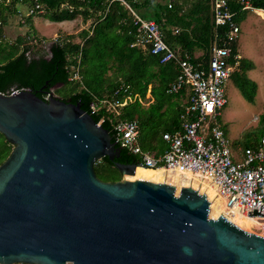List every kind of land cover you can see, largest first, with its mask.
<instances>
[{
  "label": "water",
  "instance_id": "water-1",
  "mask_svg": "<svg viewBox=\"0 0 264 264\" xmlns=\"http://www.w3.org/2000/svg\"><path fill=\"white\" fill-rule=\"evenodd\" d=\"M56 88L47 100L0 94V135L13 146L0 164V264H264L263 235L219 215L194 184L114 160L113 137ZM103 157L120 179L97 178Z\"/></svg>",
  "mask_w": 264,
  "mask_h": 264
},
{
  "label": "trees",
  "instance_id": "trees-1",
  "mask_svg": "<svg viewBox=\"0 0 264 264\" xmlns=\"http://www.w3.org/2000/svg\"><path fill=\"white\" fill-rule=\"evenodd\" d=\"M250 1L255 8L264 9V0ZM20 2L25 1H0V39L8 18L20 13L17 9ZM40 2L44 12L41 14L37 11L34 15L24 16L19 23L26 25V33L19 35L12 44H0V59L3 60L0 62V94L30 89L40 99L47 100L54 87H68L67 97L63 100L79 102L81 109L96 124L101 121L100 126L111 137L114 123L129 120L137 123L143 149L157 152L165 150L167 145L162 134L174 133L180 129L181 116L187 105L180 103V98L186 97L185 92L178 95L167 93V88L180 72L178 62H161L162 57L152 55L150 47L143 49L134 45L136 28L131 23L128 10L118 1ZM66 2L72 4L74 9H69ZM128 2L143 19L159 26L164 42L176 53L179 61L191 64L196 70L206 68L215 40L221 45L225 43L228 28L214 26L212 0H172L171 8L168 7L167 0ZM229 4L231 11L236 13L233 21L239 25L246 19L247 12L241 11L242 6L238 0H229ZM78 15L82 17L83 23L91 22L87 30L83 29L76 35L65 36L64 41L52 43L46 54L33 53V47L39 46L43 38L34 31L32 17L45 18L51 23H63ZM75 37L78 39L76 42L65 40ZM232 50L233 56H239L238 42L232 45ZM229 63L234 65V59ZM76 66L80 79L70 80L73 67ZM251 67L250 63L240 58L236 66L238 72L231 74L237 88L249 101L253 100L252 94L256 91L255 85L249 86V91L245 87L248 84L245 74ZM240 77L244 78L241 83L238 81ZM149 91L152 100L147 107L138 100L129 101L124 106H117L118 115H115L107 106H101L103 101L122 103L127 97L136 96L146 101ZM92 105L98 106L95 113L90 111ZM250 135V139L237 149L239 154L259 147V140L264 136V110L259 116L258 127ZM112 142L115 143V137ZM115 145L121 151L114 160L140 162L125 147L118 143ZM12 149L13 146L0 135V164ZM94 171L102 181L121 178V173L106 157L94 164Z\"/></svg>",
  "mask_w": 264,
  "mask_h": 264
},
{
  "label": "built area",
  "instance_id": "built-area-1",
  "mask_svg": "<svg viewBox=\"0 0 264 264\" xmlns=\"http://www.w3.org/2000/svg\"><path fill=\"white\" fill-rule=\"evenodd\" d=\"M24 1L27 10L24 16L34 15L37 11L41 14L44 12L40 0ZM109 1H118L128 10L131 23L136 28L135 46L143 49L150 47L152 55L162 57L161 62H178L180 72L167 88V93L178 95L185 92L187 99L180 129L174 133L162 134L167 148L161 153L143 149L137 123L129 120L118 121L112 125L115 143L137 156L140 163L146 167L175 172L182 178L194 176L196 179L211 182L222 200L219 215L229 221V218L236 214L250 218L251 227L256 228V233L264 236V216H246L247 212L252 213L253 206L255 209L264 207V136L260 138L258 148L247 149L239 154L232 149L219 124L221 111L228 104L225 84L240 59L238 55L233 56L232 45L237 42L240 29L233 21L236 13L231 11L229 0H212L214 26L228 28V32L224 44L214 41L208 64L203 70H196L191 64L179 61L176 53L164 42L159 26L143 19L128 0ZM167 1L168 7L171 8L172 0ZM238 1L242 12L262 14L264 19V9L255 8L250 0ZM66 6L74 9L69 2H66ZM57 39L52 40L51 44L57 43ZM232 59L234 65L229 63ZM73 69L69 79L79 80L78 66ZM136 100L147 107L152 100L150 91L146 101L136 96L127 97L122 103L103 101L101 106H107L108 110H113L114 114L118 115L117 106H124L127 102ZM97 110L98 106H90L92 113ZM100 123L101 121L98 125Z\"/></svg>",
  "mask_w": 264,
  "mask_h": 264
},
{
  "label": "rangeland",
  "instance_id": "rangeland-1",
  "mask_svg": "<svg viewBox=\"0 0 264 264\" xmlns=\"http://www.w3.org/2000/svg\"><path fill=\"white\" fill-rule=\"evenodd\" d=\"M17 9L20 13L8 18L0 44H12L19 35L26 33V25L19 24L27 13L24 3H19ZM31 20L34 31L39 37L43 38V42L39 46L33 47V53L41 54H46L49 51L52 40L58 38L57 40L60 42L67 35H76L83 29L87 30L91 24L90 21L86 24L83 23L82 17L79 15L73 20L64 21L63 23H51L47 19L39 17H32ZM239 29L240 33L237 40L238 54L244 62L252 65L251 70L245 74V78L248 81L245 86L246 91H249V86L251 85H255L256 91L253 94L250 91L253 95V100L249 101L237 88L235 78L232 75L225 84L228 104L221 111L219 124L223 134L230 141L233 150L241 148L240 146H243L250 139L252 136L250 132H253L258 127L259 116L264 110V19L262 14L247 12L246 19L239 24ZM65 40L68 42L78 41L76 37L73 39L66 38ZM1 61L3 60L0 59ZM235 71L238 72V69L235 68ZM243 79L240 77L238 81L241 83ZM68 90V87L57 89L55 96L66 99ZM181 100L180 103H184V100L182 102ZM209 183L211 184V182ZM239 226L251 233L257 231L254 227L247 228L245 224Z\"/></svg>",
  "mask_w": 264,
  "mask_h": 264
},
{
  "label": "bare ground",
  "instance_id": "bare-ground-1",
  "mask_svg": "<svg viewBox=\"0 0 264 264\" xmlns=\"http://www.w3.org/2000/svg\"><path fill=\"white\" fill-rule=\"evenodd\" d=\"M154 171V177H156V182H169V183H177V184H185V183H191L194 184V188L198 190L206 191L207 197L209 199H212L209 202V206L216 210L218 213L222 209V200L220 199V196L217 192V190L207 181L203 180H197L194 176L188 177V178H182L175 172H169L166 170H163L161 168L159 169H153ZM165 174V176H164ZM231 222H233L235 225H241L245 224L247 228L250 229L251 227V219L247 218L245 216L236 214L233 217L229 218ZM240 227V226H239Z\"/></svg>",
  "mask_w": 264,
  "mask_h": 264
},
{
  "label": "crops",
  "instance_id": "crops-1",
  "mask_svg": "<svg viewBox=\"0 0 264 264\" xmlns=\"http://www.w3.org/2000/svg\"><path fill=\"white\" fill-rule=\"evenodd\" d=\"M240 56V55H239ZM182 99V100H181ZM180 100H181V102L184 100V103L186 102V97H182V98H180ZM184 103H182V104H184ZM167 145V144H166ZM167 148V147H166ZM162 151H164V150H162ZM162 151H159V152H157L156 151V153H161ZM238 151V150H237Z\"/></svg>",
  "mask_w": 264,
  "mask_h": 264
}]
</instances>
